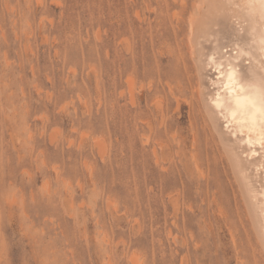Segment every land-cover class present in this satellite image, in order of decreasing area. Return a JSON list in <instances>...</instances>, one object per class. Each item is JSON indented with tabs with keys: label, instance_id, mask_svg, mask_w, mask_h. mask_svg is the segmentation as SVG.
<instances>
[{
	"label": "rangeland",
	"instance_id": "374dc122",
	"mask_svg": "<svg viewBox=\"0 0 264 264\" xmlns=\"http://www.w3.org/2000/svg\"><path fill=\"white\" fill-rule=\"evenodd\" d=\"M201 0H0V264H264L198 93Z\"/></svg>",
	"mask_w": 264,
	"mask_h": 264
},
{
	"label": "bare ground",
	"instance_id": "6f19581e",
	"mask_svg": "<svg viewBox=\"0 0 264 264\" xmlns=\"http://www.w3.org/2000/svg\"><path fill=\"white\" fill-rule=\"evenodd\" d=\"M201 1L189 21L198 93L264 250V5Z\"/></svg>",
	"mask_w": 264,
	"mask_h": 264
},
{
	"label": "snow or ice",
	"instance_id": "6c2138e0",
	"mask_svg": "<svg viewBox=\"0 0 264 264\" xmlns=\"http://www.w3.org/2000/svg\"><path fill=\"white\" fill-rule=\"evenodd\" d=\"M260 3H261L262 5H264V0H260Z\"/></svg>",
	"mask_w": 264,
	"mask_h": 264
}]
</instances>
